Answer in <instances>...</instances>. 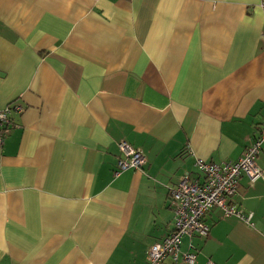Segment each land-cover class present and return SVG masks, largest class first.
<instances>
[{"label": "crops", "instance_id": "crops-1", "mask_svg": "<svg viewBox=\"0 0 264 264\" xmlns=\"http://www.w3.org/2000/svg\"><path fill=\"white\" fill-rule=\"evenodd\" d=\"M264 0H0V264H151L170 190L264 128ZM124 141L145 157L116 173ZM264 169V146L257 158ZM204 216L195 264H264V179ZM185 264L179 258L172 263Z\"/></svg>", "mask_w": 264, "mask_h": 264}, {"label": "built area", "instance_id": "built-area-1", "mask_svg": "<svg viewBox=\"0 0 264 264\" xmlns=\"http://www.w3.org/2000/svg\"><path fill=\"white\" fill-rule=\"evenodd\" d=\"M12 110L22 109L19 106L0 109V145L9 128V115ZM262 146L264 128L245 146L243 154L236 160L220 163L204 161L201 158L195 160L203 179L197 182L184 176L171 188L169 200L173 212V227L166 237L149 246V263L162 264L166 258L175 263L180 258L185 264H195L194 251H181L182 238L192 234L205 237L209 232V225L204 221V216L212 208H218L222 218L235 217L252 226V214L235 207L231 197L235 193L237 177L241 173L247 176L250 183L256 179H264V169L256 163ZM118 147L122 158L117 161L116 173L128 168H140L144 164L145 157L138 149L124 141L119 142ZM205 264L212 263L207 261Z\"/></svg>", "mask_w": 264, "mask_h": 264}]
</instances>
